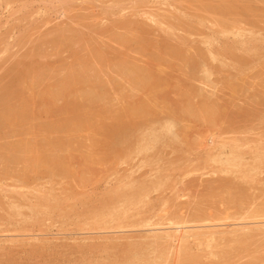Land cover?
Segmentation results:
<instances>
[{
    "label": "rangeland",
    "instance_id": "374dc122",
    "mask_svg": "<svg viewBox=\"0 0 264 264\" xmlns=\"http://www.w3.org/2000/svg\"><path fill=\"white\" fill-rule=\"evenodd\" d=\"M0 121V264H264V0H0Z\"/></svg>",
    "mask_w": 264,
    "mask_h": 264
},
{
    "label": "bare ground",
    "instance_id": "6f19581e",
    "mask_svg": "<svg viewBox=\"0 0 264 264\" xmlns=\"http://www.w3.org/2000/svg\"><path fill=\"white\" fill-rule=\"evenodd\" d=\"M132 68H134V67H132ZM32 71H33V70H32ZM20 74H21V72H20ZM23 74H25V73H23ZM23 74H21V75H23ZM14 76H16V75H14ZM30 77H31V76H30ZM14 79H15V80L17 79L15 82L18 81V77L13 78V80H14ZM21 80H22V79H21ZM12 83H13V81H12ZM12 83H11V84H12ZM14 84H15V83H14ZM14 84H13V85H14ZM42 84H43V83H42ZM7 85H9V84H7ZM16 85H17V84H16ZM18 85H19V84H18ZM18 85H17L16 88H18ZM11 86H12V85H11ZM4 87H5V85L3 86V88H4ZM3 88H2V89H3ZM11 88H12V87H11ZM16 88H15V89H16ZM6 89L9 90L10 88H9V87L5 88V89H4L5 92H7ZM12 89H13V91H15V90H14V87H13ZM75 89H76V88H75ZM75 89H74V90H75ZM79 89H80V88H79ZM74 90H73V91H74ZM76 90H77V92H78V88H77ZM81 90H82V89H81ZM10 91H11V90H10ZM3 93H4V92H3ZM7 93H8V92H7ZM7 93H6V94H7ZM13 93H14V92H13ZM15 93H16V92H15ZM17 93H18V92H17ZM17 93H16V94H17ZM16 94H15V96H16ZM7 95H10V94L8 93ZM7 95H5L4 98H5ZM19 95H20V94H19ZM15 96H14V97H15ZM10 97H11V96H9V97L7 96V99H9ZM12 97H13V95H12ZM15 98L17 99V97H15ZM11 99L14 101L13 98H11ZM1 100H2V99H1ZM4 102H6V101H4ZM75 102H76V101H75ZM12 103H14V102H12ZM12 103L9 102V105H11ZM188 103H189V102H188ZM6 104H8V102H6ZM27 104H28V103H27ZM36 104H37V103H36ZM4 105H5V104H4ZM187 105H188V104H187ZM6 106H7V105H6ZM14 108H16V107H14ZM73 111H74V110H73ZM8 112H9V111H8ZM20 112H21V111H20ZM9 113H10V112H9ZM9 113L7 114V116H12V113H10V114H9ZM80 113H81V112H80ZM142 114H143V113H142ZM26 115H27V114H26ZM77 115H78V114H76V116H77ZM82 116H83V115H82ZM84 116H85V115H84ZM12 117H13V116H12ZM7 118H8V117H7ZM20 118H21V116H20ZM82 118H83V117H82ZM1 119H2V118H1ZM15 119H16V118H15ZM24 119H25V118H24ZM24 119H23V120H24ZM78 119H81V116H80V118H78ZM4 121H5V120H4ZM24 121H25V120H24ZM149 121H150V120H149ZM0 122H3V121H0ZM6 122H7V121H6ZM21 122H22V121H21ZM4 123H5V122H4ZM7 123H8V122H7ZM19 124H20V123H19ZM124 129H125V126H124ZM123 131H124V130H123ZM117 132H118V130H117ZM121 132H122V131H121ZM123 133H124V132H123ZM117 134H118V133H117ZM110 135H112V134H110ZM110 135H108V137L111 138ZM113 135H114V133H113ZM114 136H115V135H114ZM128 140H129V139H128ZM15 149H16V148H15ZM116 151H117V150H116ZM116 151H115V152H116ZM48 199H49V198H48ZM55 206H56V205H55ZM13 212H14V211H13ZM20 212H21V211H20ZM103 214H104V213H103ZM14 215H15V214H14ZM102 216H103V215H102ZM102 216H101V217H102ZM10 218H11V217H10ZM18 218H19V217H18ZM104 218H105V217H104ZM99 219H100V217H99ZM184 229H185V228H184ZM184 229H181V230H178V231L176 230V231H174V232L172 231L173 233H171L170 231H169V232L166 231V235H165V234H164V235H165L168 239H171V240H173L174 242L176 241V243L178 242V245H179V246H181L182 244H184L185 241H188V240H187L188 237H192V236H193V237H195V238H196V237H197V238H200V237L203 236V235L201 236L200 234H195V233H194V234H190L191 231H188V230L185 229V231H187V232L189 233V235H188V233H185ZM167 232H168V233H167ZM196 233H197V232H196ZM214 233H215V232H214ZM199 235H200V237H199ZM206 236H208V234H207ZM203 237H204V236H203ZM211 237H213V236H211ZM190 239H191V238H190ZM179 246H178V247H179ZM179 249H180V248H179ZM178 252H179V251H178ZM193 257H194V256H193ZM188 258H189V257H188Z\"/></svg>",
    "mask_w": 264,
    "mask_h": 264
}]
</instances>
